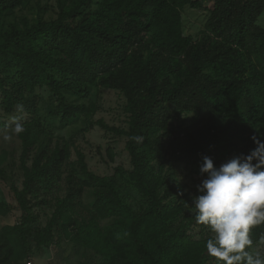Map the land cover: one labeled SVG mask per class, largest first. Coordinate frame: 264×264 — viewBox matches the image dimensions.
<instances>
[{"label":"trees","instance_id":"1","mask_svg":"<svg viewBox=\"0 0 264 264\" xmlns=\"http://www.w3.org/2000/svg\"><path fill=\"white\" fill-rule=\"evenodd\" d=\"M30 2L0 0V18ZM46 8L32 23L0 30V111L25 128L16 136L22 187L11 186L21 221L2 229L0 264L19 260L16 248L26 256L49 247L57 230H71L75 246L100 264H216L205 246L213 234L191 208L202 181L187 191L176 172L205 156L248 155L253 136L264 142V0H56L50 20ZM188 8L208 15L198 38L184 33ZM45 88L56 103L50 115L62 124L84 115L87 130L125 138L130 169L91 172L74 140L57 137L40 115L37 90ZM92 89L124 97L127 127L94 120L96 102L67 100ZM6 126L0 116V130ZM6 161L0 156V167ZM62 183L65 196L54 198L42 228L35 209ZM91 188L89 207L82 198ZM11 211L0 203L1 215ZM262 234L264 225L252 230L254 247Z\"/></svg>","mask_w":264,"mask_h":264},{"label":"rangeland","instance_id":"2","mask_svg":"<svg viewBox=\"0 0 264 264\" xmlns=\"http://www.w3.org/2000/svg\"><path fill=\"white\" fill-rule=\"evenodd\" d=\"M204 6L210 4V0H203ZM47 7L44 18L47 20L53 19L56 16V0H31V2L24 8H21L14 13L0 18V30H8L13 24L19 23L22 26L24 20L34 22L38 15V7ZM207 13L203 10L186 9L183 14V26L185 35H190L198 38L201 30L207 20ZM258 24L264 27V14L260 18ZM40 96L39 111L44 121L50 125L57 137L65 139H73L75 146L78 147L87 158V163L91 172L99 176H112L115 173V168L118 166L124 167L126 170L130 169V157L126 151V139L115 137L100 127H95L92 130L86 129L85 116L81 115L68 124H62L59 118L50 115L54 110L56 103L51 98L49 91L45 89L37 90ZM67 100L70 103L86 104L90 101L98 104V112L94 116V120L103 119L107 124L116 127H127L126 115L124 114V97L117 91L106 89H92L88 96L75 95L67 93ZM0 116L6 122V128L0 130V156L6 155L7 161L0 167V203L12 207L11 213L4 216L0 214V241L2 240V229L5 226H13L21 221V211L17 208V202L11 191V186L14 184L17 187H22L23 172L20 167V156L22 153V146L20 140L14 135L9 142L3 140L4 134H10L14 127L16 120L13 116H5L0 111ZM109 149L113 150L116 157L112 161L109 156ZM240 155L239 152H232L225 154L219 158H212L215 166L219 167L222 163L227 162L233 156ZM76 154L73 152L72 161H76ZM200 165L194 168H184L179 166L177 168V176L181 182L187 186V191L194 187V181H202L200 174ZM66 193V186L61 184L59 189L49 197V203L42 207L35 209V213L39 216L40 227H45L52 217L54 212V198L64 197ZM129 202L137 207L138 196L131 192ZM82 201L84 205L91 206L94 201L93 189H87L83 195ZM103 225L107 222H102ZM200 228L195 230L198 233ZM70 230L68 233H61L56 231V242L49 247L41 250L35 248L28 254L24 255L21 250L16 248L15 256L20 259L14 264H100V258L95 255L93 251L81 249L76 247L72 242ZM259 251L264 252V245L259 246ZM21 251V252H20ZM20 254V255H17Z\"/></svg>","mask_w":264,"mask_h":264},{"label":"clouds","instance_id":"3","mask_svg":"<svg viewBox=\"0 0 264 264\" xmlns=\"http://www.w3.org/2000/svg\"><path fill=\"white\" fill-rule=\"evenodd\" d=\"M25 131L17 122L3 140ZM141 139L139 137L135 138ZM256 148L248 155L233 156L219 167L205 156L200 164L199 195L192 197V211L197 224L213 234L206 240L208 255L216 264H264V234L257 242L252 230L264 225V142L252 137Z\"/></svg>","mask_w":264,"mask_h":264},{"label":"built area","instance_id":"4","mask_svg":"<svg viewBox=\"0 0 264 264\" xmlns=\"http://www.w3.org/2000/svg\"><path fill=\"white\" fill-rule=\"evenodd\" d=\"M29 264H33L32 262H30Z\"/></svg>","mask_w":264,"mask_h":264}]
</instances>
